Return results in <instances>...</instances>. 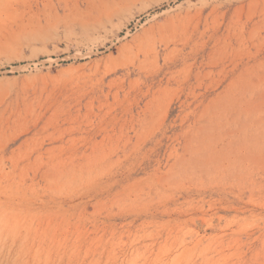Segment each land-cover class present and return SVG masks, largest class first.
I'll use <instances>...</instances> for the list:
<instances>
[{"label": "rangeland", "instance_id": "1", "mask_svg": "<svg viewBox=\"0 0 264 264\" xmlns=\"http://www.w3.org/2000/svg\"><path fill=\"white\" fill-rule=\"evenodd\" d=\"M0 264H264V0H0Z\"/></svg>", "mask_w": 264, "mask_h": 264}]
</instances>
